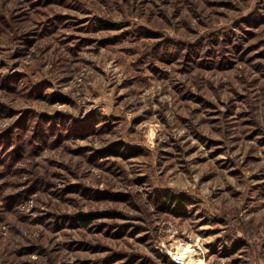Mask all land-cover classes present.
<instances>
[{
  "label": "rangeland",
  "instance_id": "374dc122",
  "mask_svg": "<svg viewBox=\"0 0 264 264\" xmlns=\"http://www.w3.org/2000/svg\"><path fill=\"white\" fill-rule=\"evenodd\" d=\"M0 264H264V0H0Z\"/></svg>",
  "mask_w": 264,
  "mask_h": 264
},
{
  "label": "trees",
  "instance_id": "16d2710c",
  "mask_svg": "<svg viewBox=\"0 0 264 264\" xmlns=\"http://www.w3.org/2000/svg\"><path fill=\"white\" fill-rule=\"evenodd\" d=\"M103 27H105L106 29H109V28H115L117 26L115 23H112V22H103ZM115 151H117V150H115ZM185 200H186V197L183 194H172L169 191H165L161 195L160 202L162 203V207L167 209L166 211L169 212L170 209H171L170 211H172L175 204H178V203H179V205L183 204L185 202ZM179 207H180V209L178 210V212H179L178 215H183V213H185V208L181 207V206H179ZM182 209H184V210H182ZM88 217H89V215L82 214V215H79L77 218L80 219V222L82 221L84 223L83 225H88V223L90 221L88 219Z\"/></svg>",
  "mask_w": 264,
  "mask_h": 264
},
{
  "label": "bare ground",
  "instance_id": "6f19581e",
  "mask_svg": "<svg viewBox=\"0 0 264 264\" xmlns=\"http://www.w3.org/2000/svg\"><path fill=\"white\" fill-rule=\"evenodd\" d=\"M187 249V248H186Z\"/></svg>",
  "mask_w": 264,
  "mask_h": 264
}]
</instances>
